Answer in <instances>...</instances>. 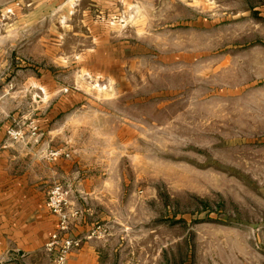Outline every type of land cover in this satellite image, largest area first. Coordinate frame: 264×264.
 Masks as SVG:
<instances>
[{
    "label": "rangeland",
    "instance_id": "rangeland-1",
    "mask_svg": "<svg viewBox=\"0 0 264 264\" xmlns=\"http://www.w3.org/2000/svg\"><path fill=\"white\" fill-rule=\"evenodd\" d=\"M0 122L67 264H264V0H0Z\"/></svg>",
    "mask_w": 264,
    "mask_h": 264
},
{
    "label": "crops",
    "instance_id": "crops-1",
    "mask_svg": "<svg viewBox=\"0 0 264 264\" xmlns=\"http://www.w3.org/2000/svg\"><path fill=\"white\" fill-rule=\"evenodd\" d=\"M21 161L25 144L12 142L0 122V264H49L45 244L55 223L42 192L46 172L19 168ZM92 244L73 252L68 264H99Z\"/></svg>",
    "mask_w": 264,
    "mask_h": 264
},
{
    "label": "built area",
    "instance_id": "built-area-1",
    "mask_svg": "<svg viewBox=\"0 0 264 264\" xmlns=\"http://www.w3.org/2000/svg\"><path fill=\"white\" fill-rule=\"evenodd\" d=\"M48 203L51 211L59 219V230L54 232L46 247L49 252L55 254L53 264H67V258L71 250L78 248L81 239L68 235L71 214L66 210V192L61 185H55L49 192ZM80 211L74 210L72 216H79Z\"/></svg>",
    "mask_w": 264,
    "mask_h": 264
}]
</instances>
